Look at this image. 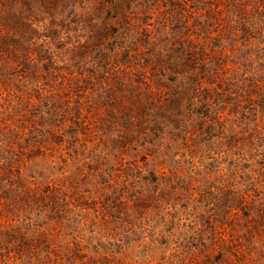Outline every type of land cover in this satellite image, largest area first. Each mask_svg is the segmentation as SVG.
Listing matches in <instances>:
<instances>
[{
  "label": "rangeland",
  "instance_id": "obj_1",
  "mask_svg": "<svg viewBox=\"0 0 264 264\" xmlns=\"http://www.w3.org/2000/svg\"><path fill=\"white\" fill-rule=\"evenodd\" d=\"M0 264H264V0H0Z\"/></svg>",
  "mask_w": 264,
  "mask_h": 264
}]
</instances>
